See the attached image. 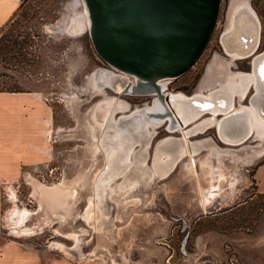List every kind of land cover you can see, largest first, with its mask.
Segmentation results:
<instances>
[{
  "label": "rangeland",
  "instance_id": "1",
  "mask_svg": "<svg viewBox=\"0 0 264 264\" xmlns=\"http://www.w3.org/2000/svg\"><path fill=\"white\" fill-rule=\"evenodd\" d=\"M235 1L221 0L203 53L181 75L160 79L163 92L196 94L209 65L218 57L229 58L220 36L230 24ZM250 1L263 21L264 0ZM28 7L24 18L14 15L0 26V37L20 39L22 35L10 34L26 29L37 40L36 54L30 62L9 56L1 60L0 89L42 92L52 109L51 147L47 159L26 166L19 180L1 188L7 195L0 243L20 240L66 255L74 264H264V191L254 177L264 155L250 161L220 156V162L213 150L214 141L221 148H238L257 144L261 136L234 145L221 140L213 125L186 135L181 126L169 128L163 119L157 125L146 114L141 123L142 115L130 113L153 107L156 93H124L103 85L100 69L118 70L95 51L83 1L42 0L41 10L47 12L39 20L30 18ZM258 39L260 51L264 33ZM249 58L234 60L230 70L248 71ZM252 90L237 98L236 106L248 103ZM121 102L128 107L117 110ZM124 114L130 115L120 125L130 126L120 139L113 122ZM166 138L172 146L163 150ZM186 140L201 148L179 157L176 151L185 149ZM170 151L176 158L159 176L154 161ZM110 157L118 171L104 184L103 173L115 165ZM261 177L264 181V169Z\"/></svg>",
  "mask_w": 264,
  "mask_h": 264
},
{
  "label": "water",
  "instance_id": "2",
  "mask_svg": "<svg viewBox=\"0 0 264 264\" xmlns=\"http://www.w3.org/2000/svg\"><path fill=\"white\" fill-rule=\"evenodd\" d=\"M82 1L83 16L95 51L118 70L114 71L119 82L116 91L156 93L154 101L162 105L158 109L135 110L130 114L142 115L143 122L144 114L150 119L167 120L169 128L181 126L188 135L186 126L189 122L184 123L172 103L177 97L163 92L160 79L179 76L197 61L213 34L221 0ZM241 38L245 40L243 36ZM246 57H250L248 71L255 75V81L250 84L253 90L248 103L253 102L264 114V49L252 51ZM236 101L237 96L217 104L219 111L215 118L221 131L217 124L213 126L221 140L220 134L229 131L231 139L223 140L225 143L239 145L252 137L254 130L250 129L246 113L235 109ZM130 114L120 116L113 126L120 128L118 126Z\"/></svg>",
  "mask_w": 264,
  "mask_h": 264
},
{
  "label": "bare ground",
  "instance_id": "3",
  "mask_svg": "<svg viewBox=\"0 0 264 264\" xmlns=\"http://www.w3.org/2000/svg\"><path fill=\"white\" fill-rule=\"evenodd\" d=\"M229 16H230V13H229ZM259 27H260V23H259L258 16L255 13V11L253 10L249 0H236L235 2H233L230 24L228 25V27L226 26V28L223 30V32L221 33V36H220V42L222 44L224 53L227 56H229V58L227 57L226 59H223L221 57H218L215 61H213L209 65L207 72L205 74V77L201 81L199 91L196 94L186 95L185 93H182L180 91H178L176 93L175 92L172 93L174 96L177 97L176 102H174V101L172 102L176 108V114L184 121V123L190 122V123H192V125H195V126H193V128H191L192 125L190 127L186 126V130L188 128H191L190 130L187 131L188 134H194L197 132H201V131L205 130L206 128H209L210 126H212L214 123L217 124V127L219 129L220 127L218 124V119L215 118L216 111H219L217 104H224L228 98L234 99L237 96L238 99L242 100V99L246 98V96H248V91H249V88L251 87L250 84L255 81L254 73L252 71H241V70L232 71V70H230V66H231V64L235 58H243V57H246L252 51L254 53L257 51L256 49L259 47L258 46L259 31L261 32ZM241 36H243L245 38V40L242 39ZM100 71H101V75L103 76V78H102L103 85L107 84V85H110L111 87H113L114 89L118 90L119 82H117V80L115 79L116 72L110 71L107 69H100ZM213 85H215V86H213ZM161 87L162 88L164 87L163 82H161ZM215 87H217V88H215ZM97 91H96V93H97ZM203 92H205L206 94ZM152 106L153 107H147L146 109H148V108H157L158 109L162 105H161V103L156 101L154 103V105H152ZM127 107H128L127 103L121 102L119 104L117 110L118 109H124ZM202 109H204V110H202ZM235 109L237 111H241L243 113H246L247 118H248L249 123H250V129L254 130V132H255L254 134L258 137L261 136L263 140L260 137L261 141L259 140L260 142H258L257 144H255V145L245 144V145L238 147V148H230V147L221 148L219 146L218 151H217L218 158L220 156H228V157L233 158L234 160L244 158V159L250 161L253 156H260L262 154L264 155V114H262V112L260 110L261 108L256 107L253 102H250L248 104L241 103L237 107H235ZM203 114H209L210 116L207 118H203V120H202L201 117ZM137 121H135V124L137 123ZM151 121L153 123H157V125H158V123L161 121V118L153 117L151 119ZM175 121L178 122L177 118H175ZM141 123H143V119H142ZM170 124H172V123L170 122ZM129 126L130 125H126V126L119 125L118 127H120V128H118L119 130H117L116 135L119 136V138L121 139L122 138L121 135L126 133V129L128 130ZM170 126H172V125H170ZM227 132L224 131L223 135L220 134V136L222 137V140H224V141L231 139L230 138L231 134L229 133V131H227ZM153 133H155V132L153 131ZM112 139H114V138H112ZM168 140H169L168 138L163 140V143H162V146L164 147L163 150L166 149L170 145L168 143ZM126 144H127V142H126ZM184 144L186 145V147L184 149L185 151L180 150V149H178V151H176V149L174 150L178 153L179 157L186 151L187 152L195 151L196 148L200 147L199 143H195V142H192L189 140H186ZM123 145H125V143L121 144L120 146H123ZM210 145H208V146H210ZM170 146H172V145H170ZM130 147H131V145H130ZM241 148L243 150H240V151L236 150V149H241ZM134 150L136 152V148ZM244 151L246 153L245 155H247L245 157L243 154ZM168 152H163L162 154H165V156L164 157H157V160L155 159V161H154L153 171L155 173H157V175H159V176L166 174L165 173V171H167L165 169L166 163H168L169 160L176 158V156L174 154H172L173 151H170V153H168ZM162 154H161V156H162ZM220 160H222V159H220ZM173 161H175V160H173ZM112 163L115 164L110 169L112 171L109 170L108 173L107 172L103 173V176L101 177V181L104 182V184H105V180L109 176H111L113 173L118 171L117 161L115 162L112 159ZM114 181H116V180H114ZM44 195L47 196V194H45V193H44ZM45 196H44V198H45ZM89 210H90V208H89ZM89 214H91V211H89ZM73 237H75V235H73Z\"/></svg>",
  "mask_w": 264,
  "mask_h": 264
},
{
  "label": "crops",
  "instance_id": "4",
  "mask_svg": "<svg viewBox=\"0 0 264 264\" xmlns=\"http://www.w3.org/2000/svg\"><path fill=\"white\" fill-rule=\"evenodd\" d=\"M18 4L19 0H0V26L9 20ZM51 121L52 109L41 91L0 89V214L7 195L1 190L4 183L19 180L26 166H35L48 158L51 143L49 145L47 134L51 131ZM218 148L214 141L217 158ZM218 161L221 160L218 158ZM262 169L264 162L254 172L260 191H264ZM0 264L74 263L66 255L7 239L0 243Z\"/></svg>",
  "mask_w": 264,
  "mask_h": 264
},
{
  "label": "trees",
  "instance_id": "5",
  "mask_svg": "<svg viewBox=\"0 0 264 264\" xmlns=\"http://www.w3.org/2000/svg\"><path fill=\"white\" fill-rule=\"evenodd\" d=\"M25 1L26 0H22L18 4L17 8L15 9V11L13 12L11 16L21 15L24 18L28 14V11L26 10L28 6H29L28 8H30L33 11L30 18H36L39 20V17H43L45 13L47 12V11L43 12L41 10L42 0H29L27 4L25 5L26 7L23 6V3ZM13 34H15L16 36L22 35V37L20 39H17V37L13 39L11 38L10 42H8L10 38L8 37L5 38L4 35H3V38L0 37V61L5 59V57L9 56V58H15L16 60L23 59L27 62H30L29 60L31 58V55L34 56L36 54L34 53V49H35L34 45L37 40L34 39V33L32 32L30 33L26 29H20V30H16V32H12L10 35H13ZM39 35L40 34H37V36ZM4 90H13V89H4Z\"/></svg>",
  "mask_w": 264,
  "mask_h": 264
},
{
  "label": "flooded vegetation",
  "instance_id": "6",
  "mask_svg": "<svg viewBox=\"0 0 264 264\" xmlns=\"http://www.w3.org/2000/svg\"><path fill=\"white\" fill-rule=\"evenodd\" d=\"M249 2H250V4H251V1L249 0ZM251 6H252V4H251ZM253 8V7H252ZM253 10L255 11V13L257 14V12H256V10L253 8ZM257 16H258V14H257ZM258 19H259V23H260V30H261V32L259 31V35L261 34V33H264V19H263V21H261L260 20V18H259V16H258ZM259 40L260 39H258V46H259ZM221 46H222V44H221ZM257 46V47H258ZM222 49H223V47H222ZM256 50H258V48L256 49ZM224 51V50H223ZM243 58H246V57H243ZM237 59H242V58H235L234 60H237ZM238 65H237V63H236V66L235 67H237ZM239 70H242V69H239ZM247 97V96H246ZM123 106V105H122ZM218 136V135H217ZM219 137V136H218ZM221 139V138H220Z\"/></svg>",
  "mask_w": 264,
  "mask_h": 264
}]
</instances>
